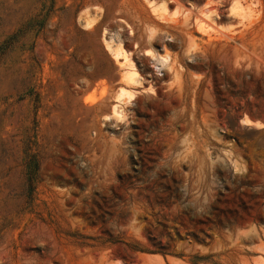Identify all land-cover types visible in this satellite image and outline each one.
<instances>
[{
	"label": "rangeland",
	"instance_id": "374dc122",
	"mask_svg": "<svg viewBox=\"0 0 264 264\" xmlns=\"http://www.w3.org/2000/svg\"><path fill=\"white\" fill-rule=\"evenodd\" d=\"M0 264H264V0H0Z\"/></svg>",
	"mask_w": 264,
	"mask_h": 264
},
{
	"label": "bare ground",
	"instance_id": "6f19581e",
	"mask_svg": "<svg viewBox=\"0 0 264 264\" xmlns=\"http://www.w3.org/2000/svg\"><path fill=\"white\" fill-rule=\"evenodd\" d=\"M105 45L107 50L112 54V56L115 59L121 58L120 63H126L128 66V69L126 71V77L129 81L133 82V83H140V76L138 75V73L135 71V69L133 68L132 64L129 62V59L127 57V52L125 51V49L123 48V46L121 45V43L119 41H117L114 37L109 36L107 39H105ZM149 51L146 50L145 54L148 53ZM149 54V53H148ZM124 94V91L121 89V91L118 93L117 98L119 99L122 95ZM130 96V94H128ZM112 113L113 114H118V105L115 104L112 107Z\"/></svg>",
	"mask_w": 264,
	"mask_h": 264
}]
</instances>
